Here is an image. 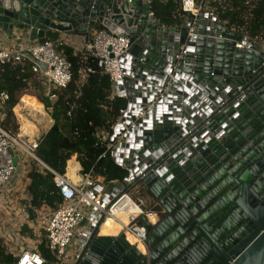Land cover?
Returning <instances> with one entry per match:
<instances>
[{"label":"water","instance_id":"water-1","mask_svg":"<svg viewBox=\"0 0 264 264\" xmlns=\"http://www.w3.org/2000/svg\"><path fill=\"white\" fill-rule=\"evenodd\" d=\"M146 8V0H0L9 39L43 43L48 32L98 28L128 38L123 62L136 78L126 84L129 123L163 94L114 150L127 177L106 186L140 185L152 197L151 211L163 217L140 219L149 257L122 235L95 237L90 228L77 264H264L262 49L211 13L164 27ZM243 40L253 48L237 49ZM122 131L115 128L116 141Z\"/></svg>","mask_w":264,"mask_h":264},{"label":"built area","instance_id":"built-area-1","mask_svg":"<svg viewBox=\"0 0 264 264\" xmlns=\"http://www.w3.org/2000/svg\"><path fill=\"white\" fill-rule=\"evenodd\" d=\"M146 1L147 4L150 3L149 0ZM181 3L183 10L191 13L194 20L204 14L203 5L198 4L197 0H181ZM149 16L155 19L151 11ZM24 39L17 37L12 46L0 49V63H29L45 96L53 101L56 99L55 92L67 89L73 78L72 65L65 55L64 47L58 40L46 38L43 43H39L30 41L29 38ZM254 42L261 47L264 61V47L258 41ZM236 48L252 49L253 44L243 40ZM129 49L128 38L115 36L105 29H95L91 39L84 43L79 53L96 59L98 68L110 78L112 98L125 99L127 102V107L119 111L113 136L104 130L97 133L100 143L108 144L110 138L113 141L112 145L107 146V152L112 158L118 142L128 139L138 121L156 105L158 98L163 97L161 94L157 99H150L130 123L127 121L130 114L128 107L133 103L126 97V84L128 80L136 79L134 75H129L124 67L123 57ZM88 72L94 71L89 69ZM261 78L264 79V71ZM147 87L158 90L157 85L151 82ZM9 100V94L0 91V241L16 258L15 264H46L38 245L28 243L29 238L26 236L32 231L35 234L41 233L37 236L45 240L47 248L55 257L53 264H77L83 258L84 247L90 239V228L96 229L95 237H120L127 233L138 243L133 246L142 255L149 257V229L140 219L144 217L150 224L155 225L160 221V217L146 208L141 201L134 199L131 187L135 186L130 185L112 192L106 188L107 184L101 177L87 174L84 177L78 176V180L74 181L67 175V169L64 175L53 171L37 154L40 142L28 143L19 136L20 129L6 128ZM118 126L123 131L116 141L115 128ZM32 169L53 174L54 183L62 198L56 209L43 208L35 220H31L28 213V174ZM78 171L79 169L76 174ZM108 220L118 224L121 229L119 234L101 235V229ZM25 227L29 232L24 231ZM139 245L145 252L140 250Z\"/></svg>","mask_w":264,"mask_h":264},{"label":"trees","instance_id":"trees-1","mask_svg":"<svg viewBox=\"0 0 264 264\" xmlns=\"http://www.w3.org/2000/svg\"><path fill=\"white\" fill-rule=\"evenodd\" d=\"M197 3L203 5L204 11L214 13L229 30L264 42L263 0H197ZM147 5L157 22L164 27L178 26L193 17L183 10L181 0H150ZM64 52L72 65L73 78L67 89L55 92L56 99L53 101L45 96L29 63H0V91L10 96L8 119L23 96L36 97L45 108L52 110L54 121L51 129L40 140L37 152L39 158L58 174H66L67 169L70 177L71 161H68L77 155L79 177L92 174L103 178L106 184L121 183L128 172L107 152V146L113 144L111 138L108 144H102L97 133L104 130L113 136L119 111L127 107V102L125 99L112 98L110 78L101 72L94 57L76 54L69 47H64ZM89 69L94 72L89 73ZM29 100L44 110L42 105L31 98ZM28 177V213L30 219L35 220L43 208L56 209L62 198L53 174L32 169ZM24 231L29 232V229L25 227ZM38 250L46 264L55 262L45 240L38 245ZM15 263L14 255L0 241V264Z\"/></svg>","mask_w":264,"mask_h":264},{"label":"crops","instance_id":"crops-1","mask_svg":"<svg viewBox=\"0 0 264 264\" xmlns=\"http://www.w3.org/2000/svg\"><path fill=\"white\" fill-rule=\"evenodd\" d=\"M146 10L150 11L148 9V5H147ZM204 13H211V12L204 11ZM211 14H212V16L217 18V16L214 13H211ZM92 33H93V31L89 32V34L87 36H77V35L69 36V35H65V34L48 32V33H46V38L58 40L62 43L63 47L72 48L76 54H79L83 48L84 43L91 39ZM237 33H239V32H237ZM239 34H241V33H239ZM241 35H243V34H241ZM243 36H246V35H243ZM21 38H25L24 40H29L27 36H21ZM15 41H16V39H9L8 36L3 31H0V42H1L0 49L9 48L10 46H12L14 44ZM259 43L262 47H264V42H259ZM28 98L29 99L31 98L37 104L42 105L44 110H45V106L36 97L25 95L20 99L19 103L13 109L12 112H14L13 114L16 117V120L20 124L19 125L20 126V128H19L20 132H22L24 135H27L26 137L31 141H35V140L40 141L42 139V137L45 136L47 134V132L51 129V127L53 126L54 123H53L52 119L48 120V118L45 117L46 111L44 112V110L39 109V107L37 108L33 104V102L31 100H29ZM35 111H38L39 113H36ZM13 114H12V116H13ZM5 126H6V124H5ZM36 131H38V132H36ZM70 161H71L70 176H74V178H75V179L74 178L73 179L71 178V179L74 181H77L78 175L76 174V171L78 170V167L80 166V164L76 161L75 157H72L68 161V163ZM68 163H67V167H68ZM78 164H79V166H78ZM122 167L125 169L124 166H122ZM67 175H68V173H67ZM131 189L134 191H137L138 187H131ZM132 190H131V192H132ZM145 191L147 192L146 189H145ZM149 199L150 200L148 202L142 201V203L144 204V206L146 208L151 210L153 203H152L151 198H149Z\"/></svg>","mask_w":264,"mask_h":264},{"label":"rangeland","instance_id":"rangeland-1","mask_svg":"<svg viewBox=\"0 0 264 264\" xmlns=\"http://www.w3.org/2000/svg\"><path fill=\"white\" fill-rule=\"evenodd\" d=\"M44 112L46 113L45 114V117L48 118V120L49 119L51 120L52 119V115H51L52 114V110L45 108ZM53 123H54V121H53ZM19 125L20 124L16 120V117L14 116V114H13V116L12 115L9 116V119L6 122V127L10 126V127H13L14 130H17L18 128H20ZM36 132H38V131H36ZM72 157H75L76 158V161H77V155H73ZM135 187H138L137 191H134V190L131 189L132 190L131 195L134 197V199L140 200L141 202L142 201H147L148 202L150 199H149V197L147 195V192L145 191L144 187H142L140 185H136ZM38 234H41V233L40 232H37L35 234L32 231V233L31 234H28V236L25 235L27 238H29V240H28L29 245H39L42 242L43 239L42 238H38L39 237V236H37Z\"/></svg>","mask_w":264,"mask_h":264},{"label":"bare ground","instance_id":"bare-ground-1","mask_svg":"<svg viewBox=\"0 0 264 264\" xmlns=\"http://www.w3.org/2000/svg\"><path fill=\"white\" fill-rule=\"evenodd\" d=\"M36 113H39L38 111H35ZM9 130H14L12 129V127H6ZM19 136L21 138H23L24 140H26L28 143H39V140H35V141H31L29 140L26 136L24 135L22 132H19ZM31 138V137H30ZM32 139V138H31ZM70 178H74V176H70ZM75 179V178H74ZM121 232V229L119 228L118 224H116V222H114L113 220H108L106 222V224H104V226L101 229V235L102 236H113V235H117ZM120 241L122 242V244L125 247H130L132 245L138 244L137 241L132 238L129 234L125 233L120 237ZM140 250H142L143 252H145V249H143V247L141 245H139Z\"/></svg>","mask_w":264,"mask_h":264},{"label":"flooded vegetation","instance_id":"flooded-vegetation-1","mask_svg":"<svg viewBox=\"0 0 264 264\" xmlns=\"http://www.w3.org/2000/svg\"><path fill=\"white\" fill-rule=\"evenodd\" d=\"M147 195H148L149 198H151L152 203L154 204V201H153L152 197L148 193H147ZM159 217L162 219L163 216L159 215Z\"/></svg>","mask_w":264,"mask_h":264}]
</instances>
